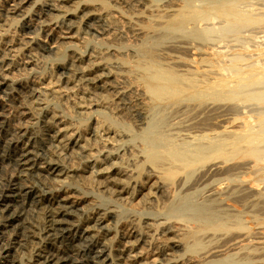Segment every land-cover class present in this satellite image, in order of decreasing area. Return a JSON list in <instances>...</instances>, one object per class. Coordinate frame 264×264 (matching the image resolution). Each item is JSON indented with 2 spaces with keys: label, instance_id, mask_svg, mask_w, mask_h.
<instances>
[{
  "label": "rangeland",
  "instance_id": "374dc122",
  "mask_svg": "<svg viewBox=\"0 0 264 264\" xmlns=\"http://www.w3.org/2000/svg\"><path fill=\"white\" fill-rule=\"evenodd\" d=\"M48 2L49 0H0V55L5 56L12 51L11 63L14 65L8 73L11 74H7L8 83L6 82V84L0 85V122L3 124L15 123L14 120L20 115V113L18 114L17 106L21 107L20 112L25 111L23 113L27 114V118L24 120L27 123L25 121L22 122L23 127L21 126V128L22 133L27 137L24 140H18V143L20 145L22 144L23 149L29 150V155H31L30 161L34 164L33 168L37 170L36 175H39L33 180L28 178L27 184H34L38 188V193L46 197L52 194H58L72 201L76 205V208L69 209L72 215L69 218L70 222L79 223L84 219L89 220L90 218L99 217V215H107L106 222H108H105L100 227L95 226V229L91 231V235L93 236L97 234L98 236L108 237L107 260L104 263L96 262L94 260L95 252L89 255L91 260L90 264H117L118 250L121 248V241L123 240L122 235L131 228L137 231V234L145 235L144 237H150L152 235L150 238L147 237V243H141L139 245L140 247H136L137 250L135 253L141 256L139 259L141 261H139L140 264H148V261L149 263L151 262L153 259L152 252L154 249H157L156 246L168 249V251L166 250L168 256L165 255L167 256L166 258L163 256L156 264H186V262L187 264L208 263L209 260L205 261L201 258V253L205 250L203 247L208 245L206 248L208 249L209 245H220L222 240H225V236L229 234L226 232H218V235L215 236L211 235V231H207L204 234L201 230L199 236L201 238L203 237L201 240L202 243L203 241L205 243V245L203 244L202 246L201 244L199 247L200 249L202 247V252L199 249H196L197 251L193 250V241L188 242L184 238L189 231L194 230L193 228L198 225H202L208 219H213L218 223H228L232 232L235 231L238 234L239 232L242 234L244 230L250 228L249 232L251 236L264 238V153L261 154L262 158L259 161L249 156L236 158L233 159L234 161L230 160L229 162H225L223 158L209 161L196 167V171H191L197 172L196 174L192 173V176L189 175L188 177L189 172L180 173L173 181L174 183L161 181L164 180L163 172L168 167V163L166 166L163 165L164 167H152L146 161L145 155L147 153L146 150L150 149L155 142L161 151H167L174 147L180 150H195L202 145H210L212 142L225 143L231 140L234 134L246 133L248 128L259 131L264 127V0H50L52 2L51 4ZM134 2L137 5L133 4ZM225 3L235 5L237 10V16L235 18L221 16L214 10ZM177 4L180 7H175L178 6ZM15 5H19V11L16 14L9 11ZM182 11H191V13L197 11L200 16L198 15L196 18L188 20L182 26H172L173 20ZM179 28L180 31H178ZM137 30H140V32ZM38 45L45 48V50L38 49ZM15 66L17 67L14 68ZM152 67L173 71L184 79L197 82L200 85L226 80L234 95L225 98L209 97L203 100L185 97L174 103L155 101L145 91L144 84L145 73ZM83 70L87 71L90 77L87 76V78L79 75V72ZM251 70L254 71L255 77L259 78V80H239V78L247 77ZM97 72L99 73L96 74ZM80 77L83 78L81 79ZM64 81L67 82L64 83ZM32 87L37 91L40 90L39 93L42 90L39 94L40 96L38 95L36 97L39 106H35V108L32 104L30 105L31 101L25 95L26 91ZM19 88L24 90V92ZM73 88H75V91ZM17 89L20 91H17ZM50 93L51 95H49ZM14 97L17 99H14ZM26 101L29 103H26ZM83 102L84 105H82ZM211 109H214V112ZM198 112H201V115ZM223 115L225 116L221 118ZM46 116H51L50 118H54L59 123L62 122L61 124L65 130L63 133L65 135L62 134L63 141L75 140L73 144H69L70 147L67 146L66 153H63L65 154L63 155L65 158L63 166L68 169L67 174L57 175L45 172L44 161L40 158L47 154L46 151H39L35 146L32 147L30 141L27 139L28 137H36L39 140L45 139L42 125H45L44 117ZM212 118L213 120H211ZM16 123L19 124L21 121H16ZM211 123L214 124L212 125ZM191 124L192 126L194 124L196 125L191 127ZM215 125L221 128H216ZM107 129L111 131V134L108 136H106ZM30 131L32 132L30 133ZM190 131L194 133L192 132V134ZM65 137L66 139H64ZM82 142H85V144L81 145ZM86 142L89 144H86ZM263 145L264 143L261 145L263 148L262 152H264ZM82 146L88 152L83 156L80 154L83 150L81 149ZM141 150H144L143 153ZM89 151L93 152L90 153ZM6 152L7 149L5 148L2 154ZM117 153L120 154L118 155ZM68 154H74V158L72 156L69 157ZM141 159L145 160L142 161ZM94 160L105 161L104 167H110L115 172L117 171V174H112L111 181L107 182L102 179H99V181L92 180L93 178L88 177L89 174L86 173L85 169L86 165L88 162H94ZM230 162L234 167H231ZM240 162H242V166ZM237 163L239 165L236 167ZM4 165L2 170L6 171L7 164L4 163ZM228 166L230 167L228 168ZM249 166L253 167L249 168ZM218 168L224 172L225 170L228 172L232 168L233 172L229 170L230 172L228 174L222 173L223 175L221 174L219 176L220 174L217 173L219 171ZM2 170L0 173L3 172ZM238 172H241V174L239 175ZM207 178L208 181H206ZM184 179H187L186 184ZM199 179H201L200 182ZM179 180L180 182H178ZM204 180L207 183L204 184ZM224 181L228 184L226 185ZM113 183L117 184L118 191L120 189L127 190L126 193L124 195L119 194V192L116 193L117 190L111 189L110 187ZM219 183L222 185H219ZM140 184L141 188L139 187ZM179 185H182V187ZM200 185L201 187L199 188ZM219 186L223 188L221 189ZM190 187H193L195 190L193 188L190 190ZM168 188L169 190H167ZM210 188H216L217 190H211ZM186 189L188 190L186 191ZM219 190L220 192H218ZM243 190L245 191L243 192ZM165 191H167L166 195L164 194ZM176 191H179V193ZM238 191H242L243 193ZM249 192H251V197L249 195V198L243 201L242 199L245 193L248 194ZM205 193H208V196ZM223 193L224 195L222 196ZM128 194H130L129 197L126 196ZM242 194L244 196L239 199V196H242ZM237 195L238 198L236 197ZM5 196L11 198L14 194L9 191L5 193ZM240 201L243 203H240ZM100 210H103V212ZM15 212H17L16 209H14L12 214ZM167 217H169L168 220L166 219ZM163 218L166 220H163ZM184 218L185 220H183ZM131 219L135 222L133 223ZM3 222L4 219L1 214L0 226H2ZM151 222L153 223L152 225ZM184 222L186 223L185 226L183 225L185 224ZM245 222L247 226L244 224ZM44 223L42 215V219L37 224V229L39 230H36L38 234L36 240H40L37 242L35 240V243L23 252L17 251L14 253L18 257L20 264H35V255L49 243ZM160 223L166 224L167 227H172L171 230L174 231L170 236L166 237V240H164L165 237L163 236V238L159 237V235L161 236L163 234L161 233L163 231L161 229L163 228L160 227ZM175 226L176 229L174 228ZM257 232H261L262 234ZM172 235L173 237L169 240ZM7 236H11V231L7 232ZM174 236H179L180 238L175 237L176 239L173 240ZM204 237L205 239L208 238L211 243H206L207 239L205 240ZM253 237L245 240V243H241L244 246L242 249L230 252L231 255L233 254L236 257L232 258V260L239 261L244 256H254L256 253H261L260 255H262V257L257 256V259L258 257L264 259V244H261L260 248L258 244L250 243ZM76 245L83 247L86 243L79 241ZM116 247L120 248L118 249ZM174 249L175 252H173ZM149 251H151V254ZM198 253L200 254L198 255ZM241 253L245 255L242 256ZM150 257L151 259H149ZM168 257L169 259L166 260ZM225 257L221 256L215 258V260H221ZM188 258L190 259L189 261H187ZM247 259L251 260L248 257ZM247 259L245 261L244 259L241 260L242 262L240 261L239 264H246ZM33 260L34 262H31ZM3 262V254H0V264ZM69 264L73 263L70 262ZM122 264L126 263L123 262ZM150 264H154V262L152 261Z\"/></svg>",
  "mask_w": 264,
  "mask_h": 264
},
{
  "label": "bare ground",
  "instance_id": "6f19581e",
  "mask_svg": "<svg viewBox=\"0 0 264 264\" xmlns=\"http://www.w3.org/2000/svg\"><path fill=\"white\" fill-rule=\"evenodd\" d=\"M14 1V0H13ZM66 1V0H65ZM126 1V0H125ZM131 1V0H130ZM145 1V0H144ZM20 2V1H19ZM50 2V0H49ZM48 2V3H49ZM54 2V1H53ZM71 2V1H70ZM73 2V1H72ZM120 2V1H119ZM129 2V1H128ZM136 2V1H135ZM133 4H136V3ZM16 3V2H15ZM18 3V2H17ZM52 2H50L51 4ZM64 3V2H63ZM47 4V3H46ZM66 4V3H65ZM71 4V3H70ZM69 4V5H70ZM170 4V3H169ZM53 5V4H52ZM137 5V4H136ZM141 5V4H140ZM174 5V4H173ZM178 5V4H177ZM9 6V5H8ZM133 6V5H132ZM171 6V5H170ZM184 6V5H183ZM68 7V6H67ZM129 7V6H128ZM164 7V5H163ZM175 7H180L175 6ZM182 7V6H181ZM7 8V7H5ZM11 8V7H8ZM51 8V7H50ZM130 8H132L130 6ZM135 8V7H134ZM133 8V9H134ZM139 8V7H138ZM55 9V8H54ZM61 9V7H60ZM65 9V8H64ZM152 9V8H151ZM7 10V9H6ZM5 10V11H6ZM46 10V9H45ZM130 10V9H129ZM136 10V9H135ZM219 15L221 16H230L235 18L237 16V10L234 4L231 3H225L222 4L220 6H218L216 9H214ZM11 13H17L19 11V5H15L12 10H9ZM53 11V9H52ZM131 11V10H130ZM133 11V10H132ZM148 11V10H147ZM9 12V13H10ZM51 12V11H50ZM55 12V11H53ZM93 12V11H92ZM95 12V11H94ZM156 12V11H155ZM45 14V13H44ZM170 14V13H169ZM52 15V13H51ZM172 15V14H171ZM199 12L197 11H193L191 13L190 12H186V11H182L177 18H175V20H173L172 26L174 27H178V26H182L184 25L188 20H191L193 18L198 17ZM75 16V15H74ZM200 16V15H199ZM33 17V16H32ZM105 17V16H104ZM107 18V17H106ZM135 18V17H134ZM30 19V18H29ZM39 19V18H38ZM37 19V20H38ZM136 19V18H135ZM143 19V18H142ZM62 20V19H61ZM69 20V19H68ZM137 20V19H136ZM140 20V19H138ZM102 21V20H101ZM142 21V20H141ZM145 21V20H144ZM104 22V21H103ZM24 23V22H23ZM67 23V22H66ZM146 23V21H145ZM201 23V21H200ZM221 23V22H220ZM128 24V23H127ZM160 24V23H159ZM192 24V23H191ZM199 24V23H198ZM210 24V23H209ZM208 24V25H209ZM216 24V23H215ZM27 25V24H26ZM193 25V24H192ZM133 26V25H132ZM136 26V25H135ZM159 26V25H158ZM190 26V25H189ZM188 26V27H189ZM55 27V26H54ZM60 27V26H59ZM138 27V26H136ZM58 28V27H57ZM208 28V27H207ZM61 29V28H60ZM203 29V28H202ZM205 29V28H204ZM23 30V29H22ZM59 30V29H58ZM68 30V29H67ZM186 30V29H185ZM52 31V30H51ZM138 31V30H137ZM180 31V28L179 30ZM3 32V31H2ZM136 32V31H135ZM140 32V30L138 31ZM194 32V31H193ZM54 33V32H53ZM166 33V32H165ZM185 33V32H184ZM49 34V32H48ZM56 34V33H55ZM54 34V35H55ZM6 35V34H5ZM11 35V34H10ZM8 37V36H7ZM217 38V37H216ZM10 39V38H9ZM8 39V40H9ZM183 39V38H181ZM183 41V40H182ZM187 41V40H186ZM16 42V41H15ZM24 42V41H23ZM26 42V41H25ZM189 42V41H187ZM20 43V42H18ZM179 43V42H178ZM192 43V42H191ZM199 43V42H198ZM9 44V43H8ZM14 44V43H13ZM201 45V44H200ZM39 46V45H38ZM36 46V47H38ZM203 46V45H202ZM218 46V45H217ZM177 47V46H176ZM14 49V48H13ZM38 49H42L45 50V48L40 47ZM184 49V48H183ZM186 49V48H185ZM7 50H9L7 48ZM37 50V48H36ZM176 50V49H175ZM174 50V51H175ZM180 50V48H179ZM4 51V50H3ZM6 51V50H5ZM38 51V50H37ZM223 51V50H222ZM11 52L7 53L5 56L4 55H0V85L6 84V82L8 81V77L7 74L11 71V69L13 68V64L11 63ZM14 52V50H13ZM33 52V51H32ZM31 52V53H32ZM44 52V51H43ZM188 52V51H187ZM3 53V52H1ZM35 53V52H33ZM5 54V53H4ZM15 54V53H14ZM29 54V53H27ZM185 54V53H182ZM200 55V54H199ZM203 55V54H202ZM101 57V56H100ZM105 57V56H104ZM80 60V59H79ZM104 60V59H103ZM83 62V61H82ZM86 62V61H85ZM216 62V61H215ZM26 63V62H25ZM105 63V62H104ZM181 63V62H180ZM78 64V63H77ZM177 64V63H176ZM187 64V63H186ZM221 64V63H220ZM29 65V64H28ZM76 65V64H75ZM79 65V64H78ZM81 65V64H80ZM84 65V64H82ZM88 65V64H87ZM184 65V64H182ZM181 65V66H182ZM22 66V64H21ZM201 66V65H200ZM208 66V65H207ZM17 66H15L14 68H16ZM80 67V66H79ZM98 67V65H97ZM199 67V66H198ZM75 69V67H73ZM77 68V67H76ZM83 68V67H81ZM80 68V69H81ZM86 68V66H85ZM96 68V67H95ZM136 68V67H135ZM138 68V67H137ZM200 68V67H199ZM18 69V68H17ZM68 69V68H67ZM79 69V70H80ZM84 69V68H83ZM141 69V68H140ZM16 70V69H15ZM92 70V69H91ZM90 70V71H91ZM107 70V69H106ZM76 71V70H75ZM103 71V70H102ZM13 72V71H12ZM107 72V71H106ZM209 72V71H208ZM222 72V71H221ZM232 72V71H231ZM99 72H97L96 74H98ZM228 73V72H227ZM11 74V73H10ZM8 74V75H10ZM89 73H87V71L83 70L81 72H79V75L83 76V77H87L90 75H88ZM95 74V73H93ZM142 74V73H141ZM203 74V73H202ZM72 75V74H70ZM101 75V74H100ZM110 75V73H109ZM140 75V74H139ZM200 75V74H199ZM95 76V75H94ZM99 76V75H98ZM263 76V75H262ZM82 77V78H83ZM93 77V76H92ZM91 77V78H92ZM100 77V76H99ZM104 77V75H103ZM81 78V77H80ZM79 78V79H80ZM81 78V79H82ZM88 78V77H87ZM187 78V77H186ZM66 79V78H65ZM80 79V80H81ZM105 79V78H104ZM141 79V78H140ZM214 79V78H213ZM101 80V79H100ZM239 80L241 81H250V80H254L257 81L259 80V78L255 77V73L254 71H250L247 75V77L245 78H239ZM23 81V80H22ZM73 81V80H72ZM105 81V80H104ZM107 81V80H106ZM32 82V81H31ZM35 82V81H34ZM67 81H64V83ZM94 82V80H93ZM8 83V82H7ZM87 83V82H86ZM91 83V82H90ZM24 84V83H23ZM101 84V83H100ZM99 84V85H100ZM105 84V82H104ZM144 84H145V88L150 96L158 102H169V103H174V102H178L179 100L188 97V98H193V99H197V100H203L209 97H214V98H225V97H232L234 95L233 92H231L230 86L228 81L226 80H220L218 82L215 83H208L206 85H200L197 82L194 81H190L187 79H184L183 77L175 74L173 71H167V70H161V69H157V68H151L148 69L145 73L144 76ZM7 86V85H5ZM4 86V87H5ZM24 86V85H23ZM38 86V85H37ZM40 86V85H39ZM42 86V85H41ZM20 87V86H19ZM34 87V86H33ZM30 88L26 91L25 95L28 98V100H30V105L32 104L35 108V106H39V102L37 101L36 97L42 92L39 93V91H37L36 89ZM36 87V85H35ZM34 87V88H35ZM76 87V86H75ZM93 87V86H92ZM17 88V87H16ZM27 88V87H26ZM37 88V87H36ZM39 88V87H38ZM259 88V87H258ZM256 88V89H258ZM261 88V87H260ZM21 89V88H19ZM25 89V88H23ZM40 89V88H39ZM75 91V88H73ZM82 89V88H81ZM96 89V88H95ZM253 89V88H252ZM22 90V89H21ZM84 90V89H82ZM108 90V89H107ZM17 91H20L17 89ZM24 92V90H22ZM71 91V90H70ZM47 92V91H46ZM78 92V91H77ZM75 92V93H77ZM86 92V90H85ZM54 93V92H53ZM52 93V94H53ZM74 93V92H73ZM84 93V92H83ZM24 94V93H23ZM48 94V92H47ZM64 94V93H63ZM90 94V93H89ZM238 94V93H237ZM51 95V93L49 94ZM72 95V94H70ZM88 95V94H87ZM24 96V95H23ZM40 96V95H39ZM54 96V95H53ZM86 96V95H85ZM84 96V97H85ZM21 97V96H20ZM25 97V98H26ZM43 97V96H42ZM77 97V96H75ZM81 97V96H80ZM123 97V96H122ZM264 97V96H263ZM11 98H13L11 96ZM14 99H17L14 97ZM41 99V98H40ZM77 99V98H76ZM90 99V98H89ZM122 99V98H121ZM263 99V98H261ZM19 100V99H18ZM17 100V101H18ZM79 100V99H78ZM123 100V99H122ZM80 101V100H79ZM83 101V100H82ZM42 102V100H41ZM77 102V101H76ZM26 103H29L26 101ZM45 103V102H44ZM152 103V102H151ZM150 103V104H151ZM43 104V103H42ZM74 104V103H73ZM226 104V103H225ZM77 105V104H76ZM84 105V102L83 104ZM81 105V106H82ZM198 105V104H197ZM227 105V104H226ZM225 105V106H226ZM41 106V105H40ZM86 106V105H85ZM224 106V107H225ZM83 107V106H82ZM87 107V106H86ZM163 107V106H162ZM165 107V106H164ZM192 107V106H191ZM196 107V106H195ZM221 107V106H220ZM143 108V107H142ZM141 108V109H142ZM177 108V107H176ZM184 108V107H183ZM213 108V106H212ZM222 108V107H221ZM220 108V109H221ZM33 109V108H32ZM42 109V108H41ZM90 109V108H89ZM204 109V108H203ZM255 109V108H254ZM35 110V109H34ZM145 110V109H143ZM153 110V109H152ZM212 110V109H211ZM217 110V109H216ZM215 110V111H216ZM219 110V109H218ZM240 110V109H239ZM17 111L18 114L20 113V115L16 118L17 122H20L19 124H15V123H10V124H3L0 122V171L3 169L2 167L5 166L4 163L7 164L6 166V171H3L0 173V213L2 214V217L4 219V222L2 224V226H0V254H3L4 257V262L2 264H20L19 259L17 256L14 255L15 252L19 251V252H23L25 249H27L29 246L33 245L35 243L36 237H37V233L36 230L37 229V224L38 222L42 219V215H43V220H44V224H45V231H46V236H48L49 239V243L45 246L44 249H40L37 254L35 255V264H69L70 262H72L73 264H90L91 260L89 258V255L92 253L96 252L95 258L94 260H96V262H105L106 259V254H107V244H108V237L105 236H98L96 234V236L91 235V231L94 230L95 226H102L105 224L106 219H107V215L105 214L103 215H99V217H94L93 219L90 218L88 219H84L83 221H80L79 223H72L69 221V218H71V212L69 209H74L76 208V205L68 200V198H65V196L63 197L62 195H58V194H52L51 196L49 195V197H46L45 195L39 194L38 192V188L33 184V185H28V178H30L31 180H33L34 178L36 179L39 175H36L37 170L35 168H33L34 164L33 162L31 163L30 161V156L29 155V150L27 149H23L22 148V144L20 145L18 143V140H24L25 134L22 133V128L23 127V123L22 122H26V120H24L25 118H27V114L20 112L21 111V107L17 106ZM38 111V110H37ZM205 111V110H204ZM203 111V112H204ZM214 112V109L212 110ZM227 111V110H225ZM224 111V112H225ZM230 111V110H229ZM245 111V110H244ZM243 111V112H244ZM248 111V110H247ZM246 111V112H247ZM25 112V111H24ZM27 112V111H26ZM36 112V111H35ZM186 112V111H185ZM207 112V111H206ZM210 112V110H209ZM208 112V113H209ZM223 112V111H222ZM220 112V113H222ZM228 112V111H227ZM240 112V111H239ZM86 113V112H85ZM178 113V112H177ZM199 114L201 112H198ZM219 113V114H220ZM238 113V112H237ZM46 114V113H45ZM48 114V113H47ZM52 114V112H51ZM50 114V115H51ZM197 114V113H196ZM207 114V113H206ZM227 114V113H226ZM236 114V113H235ZM241 114V113H239ZM256 114V113H255ZM38 115V113H37ZM146 115V114H145ZM201 115V114H200ZM215 115V114H214ZM231 115V114H230ZM32 116V115H30ZM43 116V115H42ZM49 116V115H48ZM44 117V124L42 125V131H43V136L45 137V139H37L36 137H31V138H27L32 147H36V149H38L39 151H46L47 154H45L44 156H42L40 159L43 160L44 164H45V172L47 173H51V174H67V170L64 166H63V161L65 160V158L63 157L64 152L66 153L67 151V146H69V144H73L75 140L70 139L68 142L63 141L62 139V134L64 133V127L61 124L62 122H57L54 118H50V117ZM182 116V115H181ZM225 115L221 116V118H223ZM229 116V115H228ZM251 116V115H250ZM16 117V116H15ZM205 117V116H204ZM211 117V116H210ZM231 117V116H229ZM59 118V117H58ZM207 118V117H206ZM209 118V116H208ZM18 119V120H17ZM134 119V118H133ZM196 119V118H195ZM198 119V118H197ZM202 119V118H201ZM215 119V118H214ZM227 119V118H226ZM247 119V118H246ZM251 119V118H250ZM23 120V121H22ZM60 120V119H58ZM135 120V119H134ZM159 120V119H158ZM178 120V119H177ZM204 120V118H203ZM202 120V121H203ZM213 120V118L211 119ZM231 120V118H230ZM61 121V120H60ZM66 121V120H65ZM136 121V120H135ZM189 121V120H188ZM207 121V120H206ZM223 121V119H222ZM221 121V122H222ZM232 121V120H231ZM96 122V121H95ZM173 122V121H172ZM205 122V121H203ZM224 122V121H223ZM226 122V121H225ZM229 122V121H228ZM27 123V122H26ZM64 123V122H63ZM184 123V122H183ZM210 123V122H209ZM215 123V122H214ZM213 123V124H214ZM227 123V122H226ZM43 124V123H42ZM153 124V123H152ZM212 124V123H211ZM212 124V125H213ZM224 124V123H223ZM237 125H239L238 123H236ZM247 124V121H246ZM253 124V123H252ZM67 125H69L67 123ZM73 125V124H72ZM164 125V124H163ZM196 125V124H194ZM193 125V126H194ZM200 125V124H198ZM203 125V124H201ZM208 125V124H207ZM226 125V124H225ZM241 125V124H240ZM248 125V124H247ZM260 125V124H259ZM66 126V125H65ZM70 126V125H69ZM95 126V125H94ZM102 126V125H101ZM141 126V125H140ZM191 127L192 124L190 125ZM206 126V124H205ZM210 126V125H209ZM236 126V125H235ZM245 126V125H244ZM242 126V127H244ZM67 127V126H66ZM96 127V126H95ZM186 127V126H185ZM216 128H219L220 126L217 127V125H215ZM234 127V126H232ZM238 127V126H237ZM241 127V126H240ZM152 128V127H151ZM221 128V127H220ZM223 128V127H222ZM235 128V127H234ZM257 128V127H256ZM68 129V128H67ZM79 129V128H78ZM99 129V128H98ZM141 129V128H140ZM156 129V128H155ZM202 129V128H201ZM205 129V128H204ZM94 130V129H93ZM182 130V129H181ZM193 130V129H191ZM208 130V129H207ZM77 131V130H76ZM75 131V132H76ZM95 131V130H94ZM97 131V129H96ZM187 131V130H186ZM32 131H30L31 133ZM74 132V131H73ZM72 132V133H73ZM119 132V131H118ZM157 132V131H156ZM193 131H190V133H192ZM200 132V131H199ZM71 133V132H70ZM90 133V132H89ZM93 133V132H92ZM106 133L108 135L111 134L110 130H106ZM113 133V132H112ZM194 133V132H193ZM192 133V134H193ZM228 133V132H227ZM75 134V133H74ZM94 134V133H93ZM91 134V135H93ZM100 134V133H99ZM103 134V133H101ZM114 134V133H113ZM223 134V133H222ZM221 134V135H222ZM65 135V134H63ZM126 135V134H125ZM185 135V134H184ZM187 135V134H186ZM199 135V134H198ZM220 135V134H219ZM226 135V134H224ZM223 135V136H224ZM34 136V135H33ZM96 136V135H95ZM99 136V135H98ZM102 136V135H101ZM200 136V135H199ZM228 136V135H227ZM226 136V138H228ZM64 137V136H63ZM91 137V136H89ZM193 137V136H192ZM219 137V136H218ZM232 137V136H231ZM68 138V137H67ZM87 138V137H86ZM96 138V137H95ZM94 138V139H95ZM102 138V137H99ZM104 138V137H103ZM112 138V137H111ZM127 138V137H126ZM129 138V137H128ZM191 138V137H190ZM66 139V137L64 138ZM78 139V138H77ZM85 139V137H84ZM109 139V138H108ZM145 139V138H144ZM187 139V138H186ZM68 140V139H67ZM82 140V139H81ZM96 140V139H95ZM104 140V139H103ZM111 140V139H110ZM120 140V137H119ZM122 140V139H121ZM26 141V140H25ZM79 141V140H78ZM78 141H76V143H78ZM87 141V140H86ZM107 141V140H106ZM108 142V141H107ZM113 142V140H112ZM66 143V144H65ZM80 143V142H79ZM121 143V142H120ZM264 143V127L259 130V131H254L248 128V130L246 131V133H239V134H234L233 138L225 143H217V142H212L210 145L207 146H200L199 148L195 149V150H189V149H185V150H180L177 148H171L167 151H161L160 148L157 146V143L155 142V144L147 151L146 155V161L155 168L158 167H162L163 165H167L168 163V167H166L164 169L163 172V179L161 180L166 181V182H173L180 173L185 172V173H190L191 171L195 170L196 167H198L199 165L209 162V161H213L216 159H220L223 158L226 161H230L236 158H242V157H253L256 160H260L261 154L264 153L262 152V144ZM85 144V142L81 145ZM86 144H89L86 142ZM206 144V143H205ZM74 146V145H73ZM111 146V145H110ZM124 146V145H123ZM193 146V145H191ZM70 147V146H69ZM68 147V148H69ZM107 147V146H106ZM118 147V146H117ZM122 147V146H121ZM120 147V148H121ZM127 147V146H126ZM130 147V146H129ZM264 147V145H263ZM7 149V152L5 154H2V151L4 149ZM74 148V147H73ZM80 148V147H79ZM91 148V146H90ZM101 148V147H100ZM105 148V147H104ZM109 148V147H108ZM112 148V147H111ZM116 148V147H115ZM114 148V149H115ZM133 148V147H130ZM31 149V148H30ZM34 149V148H32ZM71 149V148H70ZM82 153L81 156L85 155L86 150L84 149V147H81ZM107 149V148H106ZM125 149V148H124ZM128 150V149H126ZM132 150V149H131ZM81 151V150H80ZM96 151V150H95ZM94 151V152H95ZM103 151V150H102ZM112 151H114L112 149ZM117 151V150H116ZM125 151V150H124ZM133 151V150H132ZM140 151V150H138ZM142 151V150H141ZM144 151V150H143ZM142 151V153H143ZM78 152V150H77ZM90 152V151H89ZM93 152V151H91ZM90 152V153H91ZM98 152V151H97ZM107 152V151H106ZM131 152V151H129ZM73 153V151H72ZM124 153V152H123ZM122 153V154H123ZM71 154V152H70ZM75 154V153H74ZM73 154V155H74ZM102 154V153H101ZM118 154V153H117ZM120 154V153H119ZM118 154V155H119ZM121 154V155H122ZM130 154V153H128ZM140 154V153H139ZM69 155V154H68ZM73 155H69L72 156L74 158ZM125 155V154H124ZM131 155V154H130ZM141 155V154H140ZM144 155V156H145ZM118 157V156H117ZM125 157V156H124ZM127 157V156H126ZM143 157V156H142ZM78 158V157H77ZM83 158V157H82ZM93 158V157H91ZM122 158V157H121ZM145 158V157H143ZM39 159V160H40ZM69 159V158H68ZM72 159V158H71ZM123 159V158H122ZM132 159V158H131ZM264 159V157H263ZM262 159V160H263ZM78 160V159H77ZM134 160V159H132ZM142 160V159H141ZM145 160V159H143ZM142 160V161H143ZM70 161V160H69ZM73 161V159H72ZM71 161V164H72ZM104 161V160H103ZM110 161V160H109ZM115 161V160H114ZM118 161V160H117ZM123 161V160H122ZM121 161V162H122ZM141 161V162H142ZM234 161V160H233ZM74 162V161H73ZM79 162V161H78ZM84 162V161H83ZM113 162V161H112ZM111 162V163H112ZM137 162V161H136ZM246 162V161H245ZM248 162V161H247ZM252 162V161H251ZM110 163V164H111ZM222 163V162H221ZM220 163V164H221ZM224 163V162H223ZM241 166H242V162ZM77 164V163H76ZM74 164V165H76ZM86 164V163H85ZM105 161L102 162V160H94V162H88L86 165V173L89 174L88 177L93 178L92 180H98L102 179L103 181H111V176L112 174H117V171L115 172L113 170V168L110 167H104ZM109 164V165H110ZM124 164V163H123ZM231 164V162H230ZM254 164V163H253ZM258 164V163H257ZM81 165V164H80ZM130 165V164H129ZM127 165V166H129ZM232 165V164H231ZM239 165L238 163L236 164ZM248 165V164H247ZM246 165V166H247ZM69 166V165H68ZM71 166V165H70ZM73 166V165H72ZM107 166V165H106ZM214 166V165H212ZM211 166V169H212ZM75 167V166H74ZM77 167V165H76ZM164 167V166H163ZM217 167V165H216ZM230 166H228L229 168ZM231 167H234L233 165ZM244 167V166H243ZM253 167V166H251ZM249 166V168H251ZM73 168V167H72ZM84 168V167H83ZM151 168V167H150ZM201 168V167H200ZM221 168V167H220ZM224 168V167H223ZM227 168V170H228ZM238 168H240V166H238ZM246 168V167H244ZM203 169V168H202ZM242 169V167H241ZM127 170V169H126ZM151 170V169H150ZM158 170V169H157ZM161 170V168H160ZM207 170V169H206ZM219 170V168H218ZM230 170V169H229ZM228 172H230L233 169L231 168V170ZM235 170V169H234ZM244 170V169H243ZM246 170H248L246 168ZM260 170V169H259ZM120 171V170H119ZM124 171V170H123ZM129 171V170H128ZM196 171V170H195ZM215 171V170H214ZM213 171V172H214ZM125 172V171H124ZM152 172V171H151ZM217 172V171H216ZM228 172L225 170L221 171V169L217 172L218 174H220L219 176H221V174L223 173H227ZM131 173V172H130ZM135 173V172H134ZM148 173V172H147ZM154 173V172H153ZM158 173V172H156ZM188 173V177L189 175L192 176V173H197V172H191V174ZM204 173V171H203ZM207 173H209L207 171ZM239 173V172H238ZM245 173V172H244ZM71 174V173H70ZM74 174V173H73ZM80 174V173H78ZM127 174V173H126ZM222 174V175H223ZM241 174V172L239 173V175ZM77 175V174H76ZM82 175V174H81ZM119 175V174H118ZM150 175V174H149ZM199 175V174H198ZM205 175V174H204ZM202 175V176H204ZM212 175V173H211ZM232 175V174H231ZM234 175H236L234 173ZM75 176V174H74ZM79 176V175H78ZM87 176V175H86ZM190 176V178H191ZM213 176V175H212ZM215 176V175H214ZM218 176V175H217ZM69 177V175H68ZM80 177V176H79ZM85 177V176H84ZM117 177V176H116ZM115 177V178H116ZM155 177V176H153ZM160 177V176H159ZM188 177H186L188 179ZM211 177V176H210ZM208 177V178H210ZM87 178V177H86ZM122 178V177H119ZM124 178V177H123ZM127 178V177H126ZM185 178V177H184ZM189 178V180H190ZM200 178V177H199ZM208 178L206 181H208ZM214 178V177H213ZM212 178V179H213ZM90 179V178H89ZM129 179V178H128ZM187 179H184L185 181ZM192 179V178H191ZM114 180V177H113ZM116 180V179H115ZM119 180V179H118ZM122 180V179H121ZM125 180V179H124ZM127 180V179H126ZM144 180V179H143ZM182 180V179H181ZM188 180V182H189ZM201 179H199L200 182ZM211 180V179H210ZM81 181V180H80ZM85 181V180H84ZM88 181V179H87ZM117 181V180H116ZM191 181V180H190ZM212 181V180H211ZM210 181V182H211ZM264 181V180H263ZM34 182V181H33ZM89 182V181H88ZM87 182V183H88ZM95 182V181H94ZM106 182V183H107ZM180 182V180L178 181ZM182 182V181H181ZM196 182V181H195ZM198 182V180H197ZM226 183V181H224ZM136 183V182H135ZM167 183V184H169ZM174 183V182H173ZM175 183H177L175 181ZM183 183V182H182ZM187 183V181L185 182V184ZM190 183V182H189ZM207 183L204 180V184ZM223 183V182H222ZM97 184V183H96ZM114 184V185H113ZM110 187L111 189H115L117 190V192H119V194H123L126 193L125 190H121L118 191V186L116 183H113ZM166 184V183H165ZM180 184V183H178ZM193 184V183H192ZM191 184V186H192ZM200 184V183H199ZM203 184V183H202ZM228 183H226L227 185ZM102 185V184H101ZM123 185V184H122ZM163 185V183H162ZM161 185V186H162ZM196 185V184H195ZM198 185V183H197ZM219 185H222L219 183ZM225 185V186H226ZM107 186V185H106ZM125 186V185H124ZM141 186V184L139 185V187ZM164 186V185H163ZM168 186V185H167ZM167 186H165L167 188ZM171 186V185H170ZM169 186V187H170ZM180 186V185H179ZM207 186V185H206ZM259 186V185H258ZM101 187V186H100ZM104 187V186H103ZM109 187V189H110ZM126 187V186H125ZM133 187V186H132ZM158 187V186H157ZM160 187V186H159ZM163 187V188H165ZM182 187V185L180 186ZM179 187V188H180ZM186 187V186H185ZM201 187V185L199 186V188ZM221 187V186H219ZM250 187V186H248ZM122 188V187H120ZM141 188V187H140ZM175 188V187H174ZM193 187H190V190ZM218 188V187H217ZM223 187H221L222 189ZM233 188V186H232ZM231 188V189H232ZM239 188V187H238ZM247 188V187H246ZM131 189V188H130ZM153 189V188H151ZM162 189V188H160ZM194 189V188H193ZM197 189V188H196ZM211 189V188H210ZM214 189V188H213ZM211 189V190H213ZM216 189V188H215ZM214 189V190H215ZM235 189V188H234ZM248 189V188H247ZM246 189V190H247ZM250 189V188H249ZM166 190V189H165ZM169 190V188L167 189ZM188 189H186L187 191ZM195 190V189H194ZM217 190V189H216ZM240 190H242L240 188ZM252 190V189H251ZM11 191V193L14 194V196H11V198H7L5 196V193ZM108 191V189H107ZM153 191V190H151ZM157 191V190H156ZM172 191V189H171ZM182 191V190H181ZM229 191H231L229 189ZM227 190V192H229ZM245 190H243L244 192ZM109 192V191H108ZM162 192V191H161ZM169 192V191H168ZM177 192V191H176ZM183 192V191H182ZM211 192V191H210ZM213 192V191H212ZM220 192V190L218 191ZM243 193L242 191H238ZM254 193V191H252ZM52 193V192H51ZM50 193V194H51ZM66 193V192H65ZM113 193V192H112ZM115 193V192H114ZM167 191H165V195H166ZM179 193V191L177 192ZM185 193V190H184ZM182 193V194H184ZM187 193V192H186ZM216 193V192H215ZM251 192H249L248 194L245 193V196L242 194V196H239V199L241 197H243V201L249 198V195L251 197ZM155 194V193H154ZM157 194V193H156ZM163 194V195H164ZM172 194V193H171ZM169 194V195H171ZM206 194V193H205ZM208 194V193H207ZM206 194V195H207ZM212 194V193H211ZM219 194V193H218ZM239 194V193H237ZM70 195V194H69ZM67 195V196H69ZM133 195V194H132ZM158 195V194H157ZM178 195V194H177ZM224 195V193L222 194V196ZM66 196V197H67ZM127 197L130 196V194L126 195ZM160 196V195H159ZM208 196V195H207ZM71 197V196H70ZM125 197V196H124ZM168 197V194H167ZM166 197V198H167ZM213 197V196H210ZM215 197V195H214ZM213 197V198H214ZM227 197V195H226ZM238 198V195L236 196ZM252 197H254L252 195ZM121 198V197H120ZM164 198V197H163ZM172 198V197H171ZM170 198V199H171ZM221 198V197H219ZM259 198V197H258ZM136 199V198H135ZM206 199V196H205ZM235 199V198H233ZM154 200V199H153ZM156 200V199H155ZM166 200V199H165ZM168 200V199H167ZM217 200V199H216ZM141 201V200H140ZM163 201V200H162ZM210 201V200H209ZM228 201H230L228 199ZM233 201V200H232ZM235 201V200H234ZM233 201V202H234ZM232 202V203H233ZM236 202V201H235ZM238 202V201H237ZM247 202V201H246ZM256 202V201H255ZM79 203V202H78ZM81 203V201H80ZM167 203V202H166ZM239 203V202H238ZM240 203H243L240 201ZM81 205V204H80ZM242 205V204H240ZM248 207L251 208V206H249V204H247ZM246 205V207H247ZM251 205V203H250ZM78 206V205H77ZM221 206V205H220ZM224 206V204H223ZM79 207V206H78ZM253 208V207H252ZM14 209L17 210V212H15L14 214H12V212L14 211ZM92 210V209H91ZM208 210V209H207ZM98 211V210H97ZM103 212V210H100ZM106 211V210H105ZM232 211V210H231ZM253 211V210H252ZM195 212V210H194ZM217 212V211H216ZM105 213V212H104ZM0 214V215H1ZM11 214V215H10ZM101 214V213H100ZM110 214V213H109ZM182 214V213H181ZM185 215V214H184ZM91 217V216H90ZM93 217V215H92ZM175 217V216H174ZM172 217V218H174ZM177 217V216H176ZM169 217H167L166 219L168 220ZM171 218V216H170ZM179 218V217H177ZM77 219V218H76ZM109 219V217H108ZM163 218V220H166ZM132 220V219H131ZM158 220V219H157ZM185 220V218L183 219ZM207 220V219H206ZM133 221V220H132ZM147 221V220H146ZM145 221V222H146ZM155 221V220H154ZM161 221V220H160ZM170 221H172L170 219ZM108 222V221H107ZM106 222V223H107ZM135 221H133L134 223ZM148 222V221H147ZM179 222V221H178ZM188 222V221H187ZM132 223V222H131ZM157 223V222H156ZM159 223V221H158ZM164 223V222H163ZM160 223V227H162L163 230L161 233H163L161 236L159 235V237H165L164 240H166L168 236H170V234H172L174 231L171 230L170 226L167 227L166 224ZM176 223V222H175ZM185 223V222H184ZM147 224V223H146ZM150 224V223H149ZM153 223L151 222V225ZM174 224V223H173ZM246 225V222L244 223ZM248 224V223H247ZM131 225V224H130ZM129 225V226H130ZM150 225V226H151ZM177 225V224H176ZM179 225V224H178ZM184 226L186 225L183 224ZM197 225V224H196ZM125 226V225H124ZM138 226V224H137ZM136 226V227H137ZM155 226V225H154ZM181 226V224H180ZM179 226V227H180ZM247 226V225H246ZM249 226V225H248ZM41 227V226H40ZM126 227V226H125ZM128 227V226H127ZM131 227V226H130ZM146 227H148L146 225ZM153 227V226H152ZM182 227V226H181ZM194 227V226H193ZM39 228V227H38ZM44 228V226H43ZM121 228V227H120ZM154 228V227H153ZM176 229V226L174 227ZM192 228V226H191ZM126 229V228H125ZM194 230L189 231L186 236L184 237L185 240L189 241H193V246L192 248H194L193 250L199 249V251H203L202 247L201 249L199 248L202 244L205 245L204 241L202 243V238L199 236V233L201 232V230L203 231V233L205 234V232H209L211 231L212 234L211 235H218V232H226L227 236H225V240H222V243L219 244H213L212 246L209 245V248H207L208 245H205V250L201 253V258L205 261H208V263L206 264H239L241 260L244 259V261L247 259V257L251 260H248L246 264H264V259H261L260 257H262V255H260L261 253H256L254 256H244L241 260L239 261H234L232 260V258H236L233 256V254L231 255L230 252L232 251H238L240 249H242L244 246L241 245L242 242H244L245 240H249V238H252L253 236H251V233L249 232V229L244 230V232L241 234L239 232H235L231 230V227H229L228 223H218L213 219H208L207 221H205L202 225H198L195 228H193ZM261 229V228H260ZM123 230V228H122ZM127 230V229H126ZM148 230V229H147ZM152 230V229H151ZM231 230V231H230ZM238 230V229H237ZM11 231V236H7V232ZM154 231V229H153ZM156 231V230H155ZM182 231V230H180ZM256 231V230H254ZM39 232V231H37ZM126 232V231H125ZM123 233L122 238L123 240L121 241V248L118 250V262L117 264H122L123 262H125L126 264H140V257L138 254L135 253V251L137 250L136 247H140L139 245H141V243H147L148 239L147 237H144L142 235L137 234V231H134L133 228L127 230L126 233ZM179 233V231H177ZM103 233V232H102ZM142 233V232H140ZM145 233V232H144ZM153 233V232H152ZM178 233H176L178 235ZM259 233V232H257ZM255 233V234H257ZM40 234V232H39ZM108 234V232H107ZM106 234V235H107ZM149 234V233H148ZM151 234V233H150ZM175 234V235H176ZM208 234V233H207ZM220 234V233H219ZM253 234V233H252ZM259 234H262L261 232ZM112 235V234H111ZM158 235V234H157ZM174 235V234H173ZM173 235L169 238V240L173 237ZM182 235V234H180ZM185 235V234H184ZM210 235V234H209ZM208 235V237H210ZM258 235V234H257ZM114 236V235H113ZM150 236V235H149ZM152 236V235H151ZM150 236V237H151ZM183 236V235H182ZM181 236V238H182ZM206 237V235H204ZM220 237L222 235H219ZM39 237V236H38ZM148 237V238H150ZM162 237V238H163ZM174 236L173 240L178 238L179 236ZM204 237V239H205ZM223 237V236H222ZM110 238V237H109ZM155 238V237H154ZM158 238V237H157ZM180 238V237H179ZM212 238V237H211ZM261 238V239H260ZM112 239V238H111ZM109 239V240H111ZM161 239V238H160ZM208 240V238H206ZM205 239V240H206ZM216 239V238H215ZM40 240V239H39ZM39 240H36L39 241ZM118 240V239H117ZM150 240V239H149ZM155 240L157 241V239L155 238ZM159 240V239H158ZM206 243L209 242V240ZM257 240V241H256ZM79 241H84V243H86L85 246L81 247V246H77V242ZM125 241V243H124ZM213 241V240H212ZM116 242V241H115ZM158 242V241H157ZM249 242V241H248ZM117 243V242H116ZM160 243V242H159ZM162 243V242H161ZM192 243V242H191ZM211 242H209L208 244H210ZM245 243V242H244ZM250 243H256L259 246L261 244H264V238L262 237H253V239L250 241ZM155 244V243H154ZM153 244V245H154ZM185 244V243H184ZM249 244V243H248ZM150 245V244H149ZM156 245V244H155ZM161 245V244H160ZM170 245V244H169ZM176 245V244H174ZM246 245V244H245ZM144 246V245H143ZM171 246V245H170ZM179 246V245H178ZM184 246V245H183ZM182 246V247H183ZM188 246V245H187ZM111 247V246H110ZM150 247V246H149ZM157 249L152 252V260L154 264L157 263V261L160 260V258H162L163 256L166 258L168 256L167 251L168 249L162 248V247H158L156 246ZM155 247V248H156ZM257 247V246H256ZM154 248V247H153ZM169 248V247H168ZM178 248V247H177ZM261 248V246H260ZM110 249V248H109ZM179 249V248H178ZM182 249V248H181ZM188 249H190L188 247ZM251 249V248H249ZM259 249V247H258ZM167 250V251H166ZM184 250V249H182ZM261 250V249H260ZM34 251V250H33ZM109 251V250H108ZM171 251V250H169ZM197 251V250H196ZM151 254V251H149ZM175 252V249L174 251ZM188 252V251H187ZM193 252V251H192ZM241 252V251H240ZM109 253V252H108ZM172 253V251H171ZM177 253V252H176ZM186 253V252H185ZM248 253V252H247ZM115 254V253H114ZM140 254V252H139ZM147 254V252H146ZM146 254H145V259H146ZM173 254V253H172ZM187 254V253H186ZM200 253H198L199 255ZM148 255V254H147ZM167 255V256H165ZM241 255H245L242 254ZM144 256V255H143ZM149 256V255H148ZM177 256V255H176ZM193 256V255H192ZM196 256V255H195ZM221 256H226L225 258L221 259V260H215V258L221 257ZM237 256V255H236ZM240 256V255H239ZM257 256L258 257L257 259ZM171 257V256H170ZM238 257V256H237ZM116 258V257H115ZM191 258V257H190ZM193 258V257H192ZM197 258V257H196ZM200 258V259H201ZM260 258V259H259ZM144 259V260H145ZM151 259V257L149 258ZM148 259V260H149ZM169 257L166 259L168 260ZM195 259V258H193ZM191 259V260H193ZM3 260V259H2ZM143 260V259H142ZM187 260V259H186ZM185 260V261H186ZM190 259L188 258L187 261H189ZM140 261V262H139ZM184 261V260H183ZM196 261V260H195ZM201 261V260H200ZM199 261V262H200ZM31 262H34L31 261ZM122 262V263H121ZM143 262V261H142ZM150 262V263H151ZM166 262V261H165ZM204 262V261H203ZM242 262V261H241ZM148 261V264H150ZM29 264V263H28ZM106 264V263H105ZM108 264V263H107ZM164 264V263H163ZM175 264V263H174ZM185 264V263H184ZM187 264V262H186ZM191 264V263H189ZM193 264V263H192ZM202 264V263H201ZM242 264V263H241Z\"/></svg>",
  "mask_w": 264,
  "mask_h": 264
}]
</instances>
